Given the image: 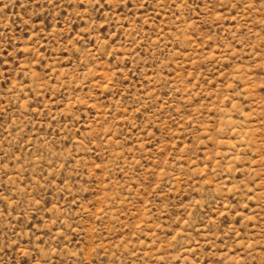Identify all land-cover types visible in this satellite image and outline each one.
I'll return each instance as SVG.
<instances>
[{"label": "rangeland", "instance_id": "rangeland-1", "mask_svg": "<svg viewBox=\"0 0 264 264\" xmlns=\"http://www.w3.org/2000/svg\"><path fill=\"white\" fill-rule=\"evenodd\" d=\"M0 264H264V0H0Z\"/></svg>", "mask_w": 264, "mask_h": 264}]
</instances>
